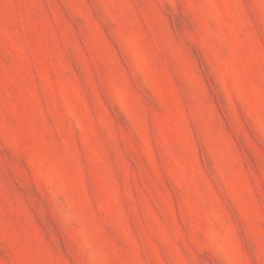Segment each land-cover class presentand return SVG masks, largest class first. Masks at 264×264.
Returning <instances> with one entry per match:
<instances>
[{"label":"rangeland","instance_id":"1","mask_svg":"<svg viewBox=\"0 0 264 264\" xmlns=\"http://www.w3.org/2000/svg\"><path fill=\"white\" fill-rule=\"evenodd\" d=\"M0 264H264V0H0Z\"/></svg>","mask_w":264,"mask_h":264}]
</instances>
